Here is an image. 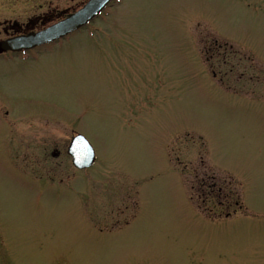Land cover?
Returning <instances> with one entry per match:
<instances>
[{
	"label": "rangeland",
	"instance_id": "1",
	"mask_svg": "<svg viewBox=\"0 0 264 264\" xmlns=\"http://www.w3.org/2000/svg\"><path fill=\"white\" fill-rule=\"evenodd\" d=\"M50 3L0 0V38ZM239 71L263 80L264 0H115L0 55V264H264V93Z\"/></svg>",
	"mask_w": 264,
	"mask_h": 264
},
{
	"label": "water",
	"instance_id": "2",
	"mask_svg": "<svg viewBox=\"0 0 264 264\" xmlns=\"http://www.w3.org/2000/svg\"><path fill=\"white\" fill-rule=\"evenodd\" d=\"M110 1L111 0H90L76 13L69 15L66 19L40 32L2 41L0 44V52L30 49L64 37L88 24L106 8ZM68 153L73 157L74 165L80 169L94 165L97 160L94 147L82 134H77L72 138L68 147ZM56 154L54 153L55 157L58 156V154Z\"/></svg>",
	"mask_w": 264,
	"mask_h": 264
},
{
	"label": "flooded vegetation",
	"instance_id": "3",
	"mask_svg": "<svg viewBox=\"0 0 264 264\" xmlns=\"http://www.w3.org/2000/svg\"><path fill=\"white\" fill-rule=\"evenodd\" d=\"M88 1L89 0H85L83 3H76L75 0H71V3L69 4V6H63L64 2H63V4L62 3H58V4L50 3L49 7L47 8V11L34 12L32 15L27 17L26 22L24 21V22L20 23L19 20L7 18L1 22V24H4V25L7 24L9 26L7 29L6 28L4 29L5 34H6V38H4V39L0 38V44L2 43L3 40L9 39L11 37L20 36V35H28L31 32L41 31V30L59 22L60 20L66 18L68 15L78 11ZM41 5H40V8H43V5L42 6ZM9 28H12V29H9ZM9 32H11V33L9 34ZM61 40L62 39H59L57 41H54L53 43H49V44H46L44 46L57 43ZM63 40H64V38H63ZM224 46L227 47L226 45H224ZM41 47H43V46H41ZM41 47H37V48H41ZM37 48L30 49V50H24L21 52H11V51L0 52V55H3V56L4 55H10L11 56V55L26 54V53L29 55V52H33V51L37 50ZM231 72H233V71L231 70ZM255 72H250L251 74H249V73H246L244 71H239V72H237V75H238L237 78L239 80H241L243 78H247L250 81V82L249 81L245 82L244 89L247 88L246 85H248L250 83L251 87L254 91H256V92L260 91L261 93H264V77H263V80H261L262 77H260L258 75V72H256V73ZM213 74L217 75L216 72H214V71H213ZM216 186H217L216 184L208 185L206 180H200V182H199V188L203 191L205 196L208 197L207 190H210V192L208 194H212V193L216 194L217 192L223 193V194H225V199L230 200V208H231V206L233 205V199H232V194L228 190V187L223 186V185L221 186V184H220L218 186V189H217ZM216 189H217V192L215 191ZM205 198H204L203 202L207 201ZM235 203L238 204L237 201Z\"/></svg>",
	"mask_w": 264,
	"mask_h": 264
}]
</instances>
